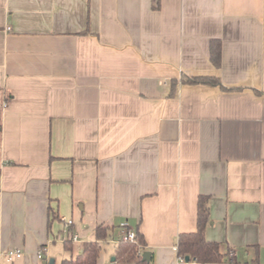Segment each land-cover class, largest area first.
<instances>
[{
	"label": "crops",
	"instance_id": "crops-1",
	"mask_svg": "<svg viewBox=\"0 0 264 264\" xmlns=\"http://www.w3.org/2000/svg\"><path fill=\"white\" fill-rule=\"evenodd\" d=\"M201 195L230 251L207 264H264V0H0V264L123 223L179 264Z\"/></svg>",
	"mask_w": 264,
	"mask_h": 264
},
{
	"label": "trees",
	"instance_id": "trees-1",
	"mask_svg": "<svg viewBox=\"0 0 264 264\" xmlns=\"http://www.w3.org/2000/svg\"><path fill=\"white\" fill-rule=\"evenodd\" d=\"M212 60L216 65L221 64V44L214 40L211 44ZM180 82L183 84H207L219 85L224 91H233L234 88L225 87L221 80L214 76H189L182 74ZM178 81H173V92ZM258 94L262 92L256 90ZM53 218L56 216L51 209ZM210 222L209 196L201 195L198 202L197 230L194 232L181 233L177 241V254L184 259L179 264H187L191 261H197L201 264L220 263L230 254L222 251L221 243L208 240L206 237L207 226ZM114 227L99 224L95 229V239L83 243L81 252L75 257L65 258L62 264H98V260L103 249L101 242L107 241L112 235ZM72 232L69 229V236ZM73 239L68 238L64 244L71 248ZM149 251L146 241L141 232H136V238L133 241L119 239L116 246L115 261L119 264H154L153 256L151 260L143 259V253ZM189 258V260H187ZM244 264H258L256 260Z\"/></svg>",
	"mask_w": 264,
	"mask_h": 264
},
{
	"label": "rangeland",
	"instance_id": "rangeland-1",
	"mask_svg": "<svg viewBox=\"0 0 264 264\" xmlns=\"http://www.w3.org/2000/svg\"><path fill=\"white\" fill-rule=\"evenodd\" d=\"M118 232L116 231L114 234H112L107 241L103 242V252H105L106 254H110V252L115 253L116 252V246L118 244ZM56 243V250L57 253L56 256H53L54 258L57 259V264H61L62 258L67 255L69 253V251L66 250V248L64 247V242L62 240H58ZM53 243V244H55ZM114 254L109 256V261L111 260V257ZM106 262H104L105 264Z\"/></svg>",
	"mask_w": 264,
	"mask_h": 264
},
{
	"label": "built area",
	"instance_id": "built-area-1",
	"mask_svg": "<svg viewBox=\"0 0 264 264\" xmlns=\"http://www.w3.org/2000/svg\"><path fill=\"white\" fill-rule=\"evenodd\" d=\"M65 219V218H64ZM66 220V219H65ZM67 225L72 223V220H66ZM122 232H121V238L125 241H133L136 238V232L129 228L128 223H123L122 226ZM76 239V236L73 237V240ZM177 249V248H176ZM22 255V252L20 250H9L6 252V257L9 260H13L15 257H20ZM39 256L43 257V251L41 250L39 252ZM179 262H184V259L179 257ZM108 264H119L117 262H111Z\"/></svg>",
	"mask_w": 264,
	"mask_h": 264
},
{
	"label": "water",
	"instance_id": "water-1",
	"mask_svg": "<svg viewBox=\"0 0 264 264\" xmlns=\"http://www.w3.org/2000/svg\"><path fill=\"white\" fill-rule=\"evenodd\" d=\"M151 256H152L151 251H145V252L143 253V259H144V260L150 261V260H151ZM187 260H189V258H187ZM43 264H54V260H53V259L45 260V261L43 262Z\"/></svg>",
	"mask_w": 264,
	"mask_h": 264
}]
</instances>
